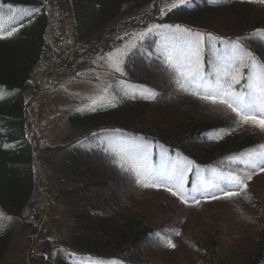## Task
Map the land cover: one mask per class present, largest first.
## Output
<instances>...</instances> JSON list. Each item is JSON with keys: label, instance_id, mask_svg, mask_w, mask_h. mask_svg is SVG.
<instances>
[{"label": "trees", "instance_id": "16d2710c", "mask_svg": "<svg viewBox=\"0 0 264 264\" xmlns=\"http://www.w3.org/2000/svg\"><path fill=\"white\" fill-rule=\"evenodd\" d=\"M2 1L34 4L43 9L42 11L40 8L34 14L30 24L20 33L0 39V85L19 94L11 101L0 103V206L9 215L23 220L24 225L32 227L33 232L37 233L38 221L24 218L25 209L33 198L36 181L33 167L36 161L32 145L24 136L27 118L23 100L25 94L34 89L30 81L31 74L44 49L45 35L56 30L59 20H62L60 13L63 5L61 0ZM138 1L143 2L64 0L68 13L77 18L79 37L88 39L91 34L102 32L103 38L93 42V46L101 47L114 41L106 29L110 22L122 17L127 9L132 10L139 4ZM150 1H153L151 8L138 18L141 20L146 17V25L165 22L218 38H240V42L253 56L264 61V38H247L257 30L264 31V3L260 0H218L215 3L193 0V7L172 9L166 11L164 16H161V5L168 7L171 0ZM124 5L128 7L125 9ZM133 20L135 18L128 22ZM209 37H204L205 58L202 57V63L207 64L215 60L212 47L208 48ZM2 49L8 52L4 53ZM147 67L154 69L152 78L143 77L148 72ZM123 69L125 72L118 74L122 79L148 86L152 89L151 93L156 94V98H146L148 94L121 93L119 101L113 105L98 108L95 112H75L69 115L68 122L72 131L80 130L84 133L81 137L71 138L66 145L64 161L58 170V189L68 207L66 213L72 220L68 229L69 245L75 246L84 255L124 260L132 264H264V198L260 193L264 190V174L259 176L255 186L242 198L193 207L169 192L142 187L137 182L139 177L130 161L116 156L110 149L94 148L82 143L92 139L99 130H119L140 140L162 143L170 151L189 157L198 164L213 165L264 143V132L248 126L234 128L229 116L221 110L214 111L212 105L192 95L193 89L182 90L165 70L160 56L150 60L145 55L133 53L126 57ZM172 94L174 99L170 97ZM133 95L136 98L133 99ZM163 99L173 102L177 108L186 106L190 112L193 111L189 123L180 130L167 128L163 131L153 118L162 115L157 103ZM202 110L219 118L203 119L200 114ZM55 148L45 146L43 155L45 152L51 153ZM81 156L103 161L125 184L121 187V216L129 219L132 224L123 237L116 238L114 234L115 237L108 241L107 238L101 239L98 232L90 231L93 229L91 226L104 213L97 208L91 209L90 213L84 212L86 201L80 199L79 191L82 188L77 182L76 172V161ZM121 163L128 170L122 169ZM93 185L101 186L105 183L96 182L84 186ZM221 214L223 215L219 217ZM168 226H173L176 232L180 229L178 237L174 232L173 242L177 246L171 249L166 248ZM86 234L92 235L88 237ZM12 237V231L5 226L0 234V264L10 247ZM36 241L31 260L27 264H75L70 256L72 250L64 246L62 241L44 236L43 229ZM55 247L58 251L54 257L52 250ZM140 248L143 249L141 252Z\"/></svg>", "mask_w": 264, "mask_h": 264}, {"label": "rangeland", "instance_id": "374dc122", "mask_svg": "<svg viewBox=\"0 0 264 264\" xmlns=\"http://www.w3.org/2000/svg\"><path fill=\"white\" fill-rule=\"evenodd\" d=\"M65 4L64 0H61V5H63L61 8L63 10L62 13L64 12L65 14V19L62 21L60 28L61 35L72 37L74 33L73 21L67 14L68 9ZM146 6L140 9L139 12ZM132 10H126V14L124 15H133L134 12ZM18 14H22V12L0 9V26L15 19L18 17ZM115 24L116 22H113L111 26ZM124 24L125 23L122 24L119 30L123 38L120 43L116 44L115 47L118 46L117 50L108 55V65L106 68H102V70L88 69L84 72L77 71L79 76L71 75L64 79H58V77H56L57 70H52L50 65L53 60V54L51 53V56H49V51L45 53L37 66L33 80L37 79L40 84L45 85L48 89L39 93L34 98L30 107V112H32L31 118L34 123L32 126L33 131L39 134L43 143L55 144L57 147L60 144L66 143V136L69 134L66 117L72 110L90 105L92 100H97L98 104H101L109 102L114 98L115 91H113V84L115 76L112 74V70L107 69L116 67L119 62V57L121 56L122 58L124 54L130 50V47H134L137 42L142 39L140 34L144 33L141 30H128ZM96 37H98V35ZM227 48L229 50L230 47ZM4 49H2V51L7 53L8 50ZM79 49H81V47H79ZM228 55L227 53L226 56ZM146 70H148V72H146L143 77L152 78L153 76L151 73L154 69L147 67ZM163 84L166 85L165 82ZM52 85L55 86L52 87ZM57 86L59 88H55ZM101 97H103V99H101ZM170 97L171 99L175 98L174 94ZM172 105H174L173 102H166L165 99L157 103V108H159L162 115L159 114L157 118L154 116L153 118L160 124V128H162L163 131L167 128L180 130L181 127L188 124L190 118H192V114L189 115V117L178 116L180 109ZM79 133L80 132L75 133V137L80 136L81 133ZM28 137L32 142H35L36 137L33 133L29 132ZM109 138L110 143L114 146H121L125 141L121 136L115 134L110 135ZM64 151L63 149L53 152L46 160L49 162L42 159L44 161L40 162V166L38 165L37 172L35 173L37 179L36 194L35 198L28 206V213L31 214L35 209H47V212L44 213L46 217L44 220L48 236L50 237H60L56 232L58 226L71 224L69 215L66 213L68 207L64 205V199L59 196L57 191L58 176L55 174V172L59 173L57 167L64 157ZM38 152L39 151H37V153ZM262 153L264 152L254 151L250 154L249 159L258 161ZM47 172H49V174H47ZM76 172L78 177L77 182L82 188L81 191H79L80 199H85L86 201L85 206H83L84 212L89 211L90 213L91 209L97 208L104 213V216L91 226L93 229H90V231L98 232L101 239L107 238L108 241L114 238L115 235L116 238L126 235L132 223L129 219H123L121 216L122 208L120 207V203L123 196V189L121 187L125 185L122 184L121 178L103 161L96 158H86L85 156L77 158ZM96 182H103L105 185H93L92 187L84 186L85 184ZM260 193L264 198V190ZM222 215L223 214L219 217ZM4 217L3 223L12 228L14 238L2 264H27L30 262L28 251L35 233H33L32 230L25 229L19 220L12 218L11 221H8L6 219L8 216L4 214ZM87 235L90 237L92 234H86V236ZM142 250L143 249L140 248L139 252Z\"/></svg>", "mask_w": 264, "mask_h": 264}, {"label": "snow or ice", "instance_id": "6c2138e0", "mask_svg": "<svg viewBox=\"0 0 264 264\" xmlns=\"http://www.w3.org/2000/svg\"><path fill=\"white\" fill-rule=\"evenodd\" d=\"M218 2V0H213ZM264 3V0H260ZM180 6L193 7V0H178L177 3L172 4V7L168 9L171 11L174 8ZM9 10H12L11 4L7 5ZM24 15L21 16V20L25 17L32 16L34 13H38V8L20 9ZM20 27H23L21 23ZM168 29L172 33L174 43L171 44L166 50L163 58L165 70L171 74V78L175 79V82L182 90H191V94L197 96L202 101L213 106V110H221L225 115L232 119L234 128H243L245 126L259 129L264 132V61H257L250 51L246 50L245 45L240 42V38L236 41H229V52L232 55L225 56L224 67H217L214 69L213 75L209 80L202 72V65L200 62L201 47L204 43L205 35L211 36L209 33H202L188 27H182L180 25H153L147 29L146 32L141 33L140 36L143 39L145 36L156 33L159 29ZM19 27H14L11 31H0V39H7L18 33ZM264 38V31L257 30L254 33L249 34L247 38ZM234 44V47L232 45ZM212 45L209 43L208 48ZM243 54V55H241ZM244 57L249 59V63L243 62ZM258 66L260 72L253 74L254 68ZM249 69V75L245 76L243 69ZM116 71H121L119 66H116ZM243 82V83H242ZM240 85L241 90L236 91V86ZM7 93L0 86V99L4 98ZM143 95L142 93H140ZM132 98H136L135 95ZM146 98L155 99V93H148ZM103 99V97H101ZM98 101L92 100L90 105H85L83 108L77 109L81 113L95 112ZM131 152H134L139 156V163L137 166L138 183L142 187H160V184L150 181L160 180L165 183H174L178 189L183 191L184 180L187 173L191 170L190 167L183 165L171 164L167 169L155 170L148 163V158L152 153V145H145L143 143H132L129 145ZM119 163V161H117ZM237 163H243V161H236ZM127 163V161H125ZM264 164V159H261L259 163H253L251 160L246 165V170H252L251 174L242 176L241 174L228 173L218 177L219 184H213V187L218 188L222 195H216L215 193H208L211 199H231L236 196H240L242 193L247 192L248 185L245 181H251L254 174L264 172V167L260 165ZM121 168H125V164H120ZM235 189V190H229ZM172 195H180L178 192H174L171 187L167 189ZM204 193H201L203 195ZM191 196L190 193H188ZM247 198V197H246ZM180 199L188 204L189 201L184 198V195H180ZM192 201L195 204H199L200 200L191 196ZM5 219L3 212H0V234L5 230ZM8 221H11L12 217H6ZM175 235H180L177 231ZM177 245L171 240L166 241V247L175 248Z\"/></svg>", "mask_w": 264, "mask_h": 264}, {"label": "bare ground", "instance_id": "6f19581e", "mask_svg": "<svg viewBox=\"0 0 264 264\" xmlns=\"http://www.w3.org/2000/svg\"><path fill=\"white\" fill-rule=\"evenodd\" d=\"M177 109H180V112H178V116H180V117H189V115L193 114V111L190 112L189 108L186 106H180ZM200 114H201V117L203 119L219 118V116L213 117V115L209 111H206V110H202V112Z\"/></svg>", "mask_w": 264, "mask_h": 264}]
</instances>
